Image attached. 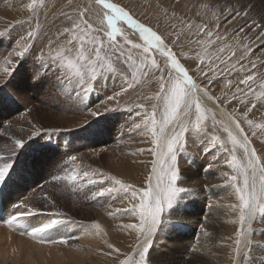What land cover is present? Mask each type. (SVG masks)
Listing matches in <instances>:
<instances>
[{
  "label": "snow or ice",
  "instance_id": "snow-or-ice-1",
  "mask_svg": "<svg viewBox=\"0 0 264 264\" xmlns=\"http://www.w3.org/2000/svg\"><path fill=\"white\" fill-rule=\"evenodd\" d=\"M20 3L22 19L0 17V109L25 105L0 119V204L14 174L23 178L52 156L56 171L10 204L0 218L6 239L49 249L93 240L95 247H75L98 264H256L264 249V6L157 0L150 13L152 0ZM153 16L155 24L146 22ZM37 90L63 97L62 113L86 118L44 125L26 102ZM112 112L127 119L110 164L89 162L103 159L106 146L78 151L55 142L60 132L93 134V122ZM57 197L99 207L110 223L93 219L82 236L53 234L78 222Z\"/></svg>",
  "mask_w": 264,
  "mask_h": 264
},
{
  "label": "bare ground",
  "instance_id": "bare-ground-1",
  "mask_svg": "<svg viewBox=\"0 0 264 264\" xmlns=\"http://www.w3.org/2000/svg\"><path fill=\"white\" fill-rule=\"evenodd\" d=\"M11 3L13 5H17V6L19 4H21L20 0H11ZM1 6H2V3H0V7ZM10 6H11V4H10ZM16 18H21L20 14L19 15L18 14H11L10 19L14 20ZM24 67L26 69V65H24ZM31 67H32V64L30 65L29 69ZM29 69H27L26 72H28ZM14 80H18V78L14 79ZM28 96H27V100H26L28 107H34L33 115L37 119H39L44 125H46V126L57 125V124L65 125L64 124L65 122H68L69 124L72 125V123H70L72 120L70 121L69 120L70 118L67 119V117L65 115H64L65 116L64 119H58L59 117L58 118L56 117V114H55L56 112L54 114H52L50 112L45 113V111L43 112V110L46 108L41 107L35 98H31V96L30 97H28ZM24 106L25 105L23 103L19 104L18 108L15 109L13 114H12L11 108L6 107L4 109H0V119H7V118H10L11 116L17 115L19 112H22L24 110ZM76 134H75V136H76ZM81 134H83V133H81ZM85 135H87V134L85 133ZM76 137H78V135ZM65 138L66 137H64V139ZM90 138L91 137H89V139ZM73 139L74 138H71V141ZM77 143H79V141ZM76 147H77V144H76ZM104 158H106V157H104ZM89 162H91V161H89ZM108 162H109V160H108ZM110 162H112V161L110 160ZM30 169L33 170V172H34L33 175H31L29 173ZM40 171H41L40 167L32 168L29 166L24 171L23 178H20L19 175L14 174L13 180L8 181V186L5 189V193L7 195V202L2 204L3 207H2L1 218H3V216L6 215L7 211L10 210V204L11 203H14L22 195H24L25 193H28V191H30L32 188H34L35 183L39 179ZM82 194H84V193H82ZM57 198L60 201V206L64 210H68L72 215H74L73 217L77 218L78 220H79V218L83 217L82 211L79 212L80 208L73 206V202H72L73 197H66L64 199H63V197H57ZM75 198L79 199L78 196ZM85 210H87L88 214L90 215V218L92 217V219H94V218L97 219L98 213H95V211H96L95 208L91 209V207H88ZM86 215H87V213H86ZM30 222L31 221H25L24 223L27 226ZM78 224L69 223L66 228L63 225L57 226V228L53 230V234H56V235H60V234L81 235L82 236L83 231L85 230V226L84 227H83V225L79 226ZM222 228H224V227H222ZM226 228H228V227H226ZM219 231L221 234L224 233L221 231V228L219 229ZM194 232H195V225H193V228L189 233L185 234L181 243L179 245H177V247H176L177 255L182 254L186 250V247H184V246H187V244L191 241V238H192V235L194 234ZM7 235H8V233H7L6 229L0 228V264H9V263H11V264H98V258L97 257L86 256L85 254L78 252L76 250V247H75V245L77 243L78 244H85V245L90 244L91 246L95 247L97 242L93 241V240H86V239L81 238L78 242H71V243H73L72 247L52 246L49 249L47 246L36 245L35 243L29 241L28 239H26L24 237L16 238V235H13L12 239L7 240L6 239ZM13 253H15V254H13ZM254 260H255L256 264H264V249H259V248L256 249ZM221 262H223V259H221L219 262H214V264H220Z\"/></svg>",
  "mask_w": 264,
  "mask_h": 264
},
{
  "label": "rangeland",
  "instance_id": "rangeland-1",
  "mask_svg": "<svg viewBox=\"0 0 264 264\" xmlns=\"http://www.w3.org/2000/svg\"><path fill=\"white\" fill-rule=\"evenodd\" d=\"M125 2H127V0H125ZM173 2H174V0H159V3H161L164 6H170ZM194 2H195V0H181L182 4L183 3L191 4V3H194ZM254 2L256 4L257 10H260L262 8V6H264V5H262L261 0H254ZM0 3H2V6L0 7V17L4 18L5 21H11L12 20V19H10L11 18V14H18V15L20 14L21 18H16V19H22L24 17L25 13H23L20 10L21 9V4H19L20 6L19 5L18 6L17 5H13L11 3V0H0ZM136 3L137 4H141V3H143V0H136ZM156 3H157V0H152L153 8L149 9L150 13L154 11V6H155ZM10 4H11V6H10ZM16 19H14V20H16ZM146 22H150L152 24H155L156 23V19L153 16L149 21H146ZM160 23H161V27H163V20L162 19H161ZM31 64H32V61H30V60L27 63H23L22 66L17 69V73H16L14 79L18 78V80H19L22 76H24L27 73L26 70L29 69ZM24 65H26V69H25ZM30 96H31V98H35L37 100L38 104L41 107L46 108V109L43 110V112L44 111H45V113L46 112H50L52 114H54L56 112L55 114H56L57 118L59 117L58 119H64L65 116L67 117V119L70 118L69 120L70 121L72 120L70 122V123H72V125L69 124L68 122H65L64 124L67 125V126H74L77 122H81V121H83L86 118V116L81 115V116L75 117L76 118L75 119V118H73V117H71L69 115H66V114L62 113L61 111H59L60 108L65 103L63 97H57V96H55L53 94L45 93L43 91H38V90L31 92L28 97H30ZM18 106H19V104L14 105V106L11 107L12 114L14 113L15 109L18 108ZM126 119H127V114L123 113V112H112V113H108L105 116L101 117L99 122H93V124L91 126V128L93 130H96V131H94V133L92 135L91 134L88 135L86 133L89 137H91L90 139L88 137V140H87L88 142L87 141L86 142H80L79 141V143H77L78 140H75V139L72 140L73 142L71 141V138H74L77 135H78V137L79 136H84L85 132L83 130H76L75 133L74 132L73 133H68V132L57 133L55 138H54V140H55V142H59L61 144H63L65 142V140H67V144L70 143L68 145L69 149L70 150H78V151H85L90 146L92 148H100V147L106 146L108 148V152L103 154V159H99L98 158V159H96L94 161H91L92 163H94L96 165L99 164L101 166H106L107 164L111 163L110 160L114 161L116 159V156L118 155V150L116 148V138L119 135L120 126L124 123V121ZM81 133H83V134H81ZM75 134H76V136H75ZM64 137H66V138L64 139ZM75 143L77 144V147H76ZM32 147H35V145H33ZM30 156H31V149H27L25 151V153L20 158L21 162H22V165L27 159L30 158ZM104 157H106V158H104ZM108 160H109V162H108ZM54 161H56V157L52 156V157H49L41 166H39L41 168V171H40V174H39V179L35 183L34 187L38 183H42L44 181L49 180L51 178V176L55 173L56 164H55ZM18 171H19V169H18ZM29 173L31 175L34 174L32 169L29 170ZM206 182L217 183L218 181L215 180L212 177H208ZM82 193L86 194V190H82ZM28 194H31L30 191H28ZM84 203L82 204L83 207L82 206L79 207L80 208L79 212L82 211L83 217H81V218L78 217L80 221L77 218L74 217L76 221L82 222V223H79V224L75 223V224H78L79 226L83 225V227L84 226L86 227L91 222V220H93L92 217L90 218V215L88 214L87 210H85L88 207H91V209L95 208V210H96L95 213H98L97 219H100L103 223H106V224L110 223V221H108L104 217L103 212H102V210L99 207H94V206L90 205L88 202H84ZM65 211H68V210H65ZM86 213H87V215H86ZM69 214L72 215L70 212H69ZM72 216H74V215H72ZM94 219H96V218H94ZM226 227H228V228H226ZM229 230H230V226H225L224 228H221V231L224 232V233L226 231H229ZM18 237L19 236H16V238H18ZM184 247H186V246H184ZM9 264H11V263H9ZM220 264H223V262H221Z\"/></svg>",
  "mask_w": 264,
  "mask_h": 264
}]
</instances>
